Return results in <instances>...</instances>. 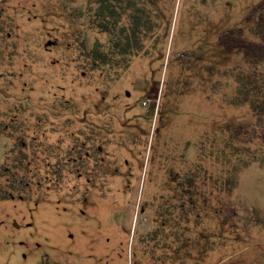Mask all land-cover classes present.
Returning a JSON list of instances; mask_svg holds the SVG:
<instances>
[{"label": "rangeland", "instance_id": "1", "mask_svg": "<svg viewBox=\"0 0 264 264\" xmlns=\"http://www.w3.org/2000/svg\"><path fill=\"white\" fill-rule=\"evenodd\" d=\"M85 1L0 0L6 40L15 45V63L0 64V89L14 85H8L9 79L16 82L10 90L15 98L9 97L14 112L0 119V134L7 140L2 148L14 151L6 154L11 161L13 156L19 160L25 146L36 158L31 174L40 172L43 183L40 188L34 181L26 200H0V264H132L134 237L150 225L139 209L160 192L157 177L166 152L174 147L180 152L188 138L221 123L254 121L249 102L233 100L250 96L245 88L237 93L240 76L251 82L249 60L242 52L224 53L216 44V28H194L187 16L174 26L164 64L136 59L120 80L107 81L105 87L103 77L83 73L76 51L69 48L75 45L70 15ZM261 1L233 0L232 7L213 16L214 27L239 24ZM197 55L203 56L204 65H214V78H220L207 84L205 93L195 89L191 78L189 93L177 96L184 88L177 84V74L192 63L196 67ZM260 69L264 72V65ZM262 133L258 130L253 144L241 137L237 146L245 142L264 151ZM152 147L158 161L150 178ZM189 152L194 155L192 148ZM232 159L222 167L235 164L242 171L238 211L245 218L254 207L264 218V164L243 168ZM53 173H58L59 186L50 177ZM249 217L253 227L246 236L251 245L231 255L222 252V259L219 252L211 264H264V222H256L255 212Z\"/></svg>", "mask_w": 264, "mask_h": 264}, {"label": "trees", "instance_id": "2", "mask_svg": "<svg viewBox=\"0 0 264 264\" xmlns=\"http://www.w3.org/2000/svg\"><path fill=\"white\" fill-rule=\"evenodd\" d=\"M232 5L233 0H86L70 15L75 45L69 49L76 51L78 67L83 73L103 77L100 84L104 87L107 81L120 80L136 59L150 60V63L157 59L164 64L172 34L175 36L174 26L178 22L181 25L184 16L190 17L188 21L194 28L207 26L210 31L216 28V44L222 51L242 52L252 67L250 84L244 82V76L237 79V93L245 88L250 96L239 99L236 95L233 100L234 103L241 100L249 102L254 121L236 125L221 123L218 129L206 130L196 139L194 135L188 138L178 153L174 151L176 147L169 148L170 153L167 151L163 157L157 177L160 192L145 200L139 209V215L150 218V225L134 237L130 255L132 264H211L219 252L222 259V252L231 255L251 245L246 233L253 227V219L249 216L254 212L256 222H264L263 213L254 207L244 213L245 218L238 211L236 197L242 172L240 167L234 169L235 164L226 170L222 167L224 161L231 164L232 158L235 162L241 161L243 168L253 163L264 164V151L246 145L254 143L260 129L263 130L260 138L264 143V72L260 71L264 65V0L253 7L239 24L230 27L228 23L220 22L214 27L213 16ZM3 20L4 23H0V64H13L15 45L6 40L7 24ZM208 44L213 43L209 40ZM195 64L196 67L193 63L182 67L177 74V84L184 87L177 96L184 97L189 93L191 78L196 81L195 89L203 93L207 84L219 80L220 77L214 78L218 69L214 65H204L202 55L196 56ZM170 66L169 61L167 71ZM258 66L259 71L256 70ZM204 70L207 75L203 74ZM184 73H191L193 77L190 74L184 76ZM0 77L3 79L1 74ZM15 83L9 79L8 85L13 86L6 85L0 89V119L11 117L14 112L9 97L15 98L10 92L16 89ZM162 121L160 119L159 122L166 125L164 119ZM2 122L0 120V126ZM146 134L149 140L150 133ZM241 137L248 140L238 147ZM6 141L4 134H0V200H26V193L34 181L36 187H42V174H31L36 158L26 153L25 146L19 152V160L13 156L8 161L6 154L14 151L2 148ZM158 143L159 137L154 142L156 153ZM152 148L149 176L154 174L153 165L158 161L154 157L155 148ZM191 148L193 156L189 152ZM57 174L49 175L55 185L61 182ZM237 218L238 224L235 223Z\"/></svg>", "mask_w": 264, "mask_h": 264}]
</instances>
